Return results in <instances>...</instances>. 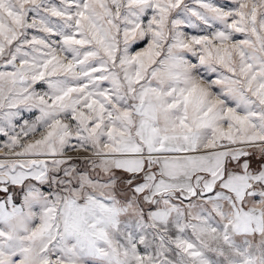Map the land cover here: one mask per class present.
<instances>
[{"label":"snow or ice","instance_id":"1","mask_svg":"<svg viewBox=\"0 0 264 264\" xmlns=\"http://www.w3.org/2000/svg\"><path fill=\"white\" fill-rule=\"evenodd\" d=\"M0 264H264V0H0Z\"/></svg>","mask_w":264,"mask_h":264},{"label":"rangeland","instance_id":"2","mask_svg":"<svg viewBox=\"0 0 264 264\" xmlns=\"http://www.w3.org/2000/svg\"><path fill=\"white\" fill-rule=\"evenodd\" d=\"M225 2H226V0H225Z\"/></svg>","mask_w":264,"mask_h":264}]
</instances>
